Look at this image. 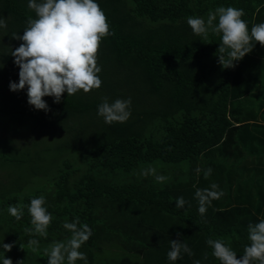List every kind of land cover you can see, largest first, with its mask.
<instances>
[{
  "label": "trees",
  "instance_id": "trees-1",
  "mask_svg": "<svg viewBox=\"0 0 264 264\" xmlns=\"http://www.w3.org/2000/svg\"><path fill=\"white\" fill-rule=\"evenodd\" d=\"M96 2L112 33L98 51L102 86L73 96L65 92L60 103L44 97L46 113L28 104L26 88L13 92L9 87L19 81L11 52L22 43L12 34L23 35L35 12L28 0H0V16L7 22L0 29V129H12L2 126L8 115L21 121L29 116L38 126L71 124L68 133L91 143L80 145V157L54 169L46 186L16 179L5 186L0 180V264L3 243L14 245L5 252L13 264H47L44 249L67 240L71 233L63 224L76 217L92 230L80 249L88 264H220L209 238H223L239 258L250 243L248 225L264 219V47L256 43L236 67L224 69L216 55L220 35L209 32L204 40L187 18L206 20L216 7L234 6L244 10L250 29L264 22V0ZM104 97L109 103L130 97V118L105 123L97 114ZM223 142L234 153L214 148ZM209 167L212 173L205 179ZM148 168L168 179L160 183L152 174L142 175ZM212 183L225 195L201 215L195 191ZM41 195L53 216L47 238L24 231L32 227L27 207L20 220L7 212L9 205H28ZM181 196L187 203L177 208L175 198ZM29 239L39 240V251L27 247ZM176 239L194 255L182 252L169 261L170 241Z\"/></svg>",
  "mask_w": 264,
  "mask_h": 264
},
{
  "label": "clouds",
  "instance_id": "clouds-1",
  "mask_svg": "<svg viewBox=\"0 0 264 264\" xmlns=\"http://www.w3.org/2000/svg\"><path fill=\"white\" fill-rule=\"evenodd\" d=\"M28 7L35 12L36 18H28L23 35L12 34L13 39L22 43L11 52L19 68V81H10V90L17 92L26 88L28 104L47 113L50 109L44 97H53L54 103H60L65 92L73 96L81 90L89 93L99 89L103 82L98 75L102 70L98 64V51L103 39L112 33L107 16L96 0H28ZM244 15L242 8L218 6L208 12L206 20L189 16L187 24L195 35L204 40L208 39L209 32L220 35L216 55L222 68L228 69L236 67V62L250 54L256 43L264 47V22L253 24L249 29L247 21L242 19ZM6 28V18L0 16V29ZM131 104L130 97L111 103L104 97L97 114L107 124L124 123L131 116ZM211 173L210 167L204 170V178L207 179ZM141 174H152L160 183L168 179L157 175L155 168H148ZM224 195L216 183L209 188H197L195 198L200 214H205L212 201ZM186 203L182 196L175 198L177 208H183ZM45 205L46 199L41 195L32 198L28 205H9L7 212L20 220L27 207L32 227L24 231L47 238L53 216ZM63 227L71 235L65 241H53L44 249L47 264H76L78 260L88 264L86 253L80 249L91 237V228L81 224L79 217L72 222L66 221ZM248 240L250 243L244 246L243 255L239 258L223 238H209L207 244L220 264H264V219L248 225ZM13 246L12 243H3L2 264H13L11 258H5V252H10ZM20 247L24 249V245ZM27 247L33 252L39 251V240L29 239ZM170 247L167 253L169 261L180 259L182 252L194 255L188 244L180 239L171 240ZM16 264H23V260ZM194 264H201V261L196 260Z\"/></svg>",
  "mask_w": 264,
  "mask_h": 264
},
{
  "label": "rangeland",
  "instance_id": "rangeland-1",
  "mask_svg": "<svg viewBox=\"0 0 264 264\" xmlns=\"http://www.w3.org/2000/svg\"><path fill=\"white\" fill-rule=\"evenodd\" d=\"M17 117L19 119L10 115L3 118L2 126L7 124L13 130L0 129V180L5 186L14 183L15 179L16 183L21 181L46 186L54 169L59 168L66 159L80 157L79 151L83 149L81 144L85 147L91 144L77 139L74 133H68L73 132L71 124L59 125L60 130L58 125L51 126L50 123L38 126L29 116L22 121ZM76 123L77 121L73 122ZM76 130V133L82 132L80 129ZM71 142L76 146L70 147L68 143ZM156 167L160 169L159 166ZM6 190L8 193L12 192L10 189Z\"/></svg>",
  "mask_w": 264,
  "mask_h": 264
},
{
  "label": "crops",
  "instance_id": "crops-1",
  "mask_svg": "<svg viewBox=\"0 0 264 264\" xmlns=\"http://www.w3.org/2000/svg\"><path fill=\"white\" fill-rule=\"evenodd\" d=\"M247 107H245V109H246ZM248 124H250V122H248ZM236 125H238V123H236ZM226 138L227 137H229V135H226L225 136ZM222 145H223V147H221L220 145H218L217 147H214V148H218V149H220L221 151H223V152H226V153H234V152H232L233 150H234V147L233 146H231V145H227L226 143H221ZM236 153V152H235Z\"/></svg>",
  "mask_w": 264,
  "mask_h": 264
}]
</instances>
